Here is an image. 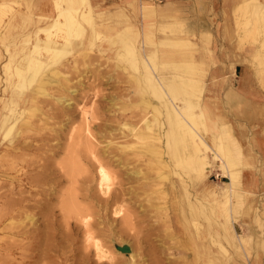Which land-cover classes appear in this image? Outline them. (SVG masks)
<instances>
[{
	"label": "rangeland",
	"instance_id": "1",
	"mask_svg": "<svg viewBox=\"0 0 264 264\" xmlns=\"http://www.w3.org/2000/svg\"><path fill=\"white\" fill-rule=\"evenodd\" d=\"M88 3L91 8L89 24H92L93 6L90 0ZM4 4L7 6L0 5L6 9L3 13L0 11V127L7 126L1 120L4 115L11 113L5 101L10 103L11 108L14 107V113L22 115H15L20 118L15 121V126L8 134L0 131V264H195L198 259L195 254L205 243L213 250L218 245L224 249L221 241L216 242L213 238L201 241L200 225L176 223L172 208L174 198L169 192L168 184L173 178L187 179L186 169L195 171L194 167L184 161L191 151L179 145L175 152L171 151L172 154L178 156L181 149L186 156H178L173 161L168 153V149H171L166 146L164 138H158L163 129L160 130L153 122V128H148L147 119L154 121V116L164 119L154 108V104L160 103V99L151 90L152 83L148 84L143 77L141 81V74L136 75L137 71L142 72V59L147 58L141 57L135 45L128 41L126 30L119 33L121 43L127 42L116 58L99 51L72 50L56 67V73L53 72L54 67L53 71L52 68L45 70L47 87L44 92L36 93L37 85L33 84L28 97L32 100L26 101L25 106L16 105L11 103L13 83L17 82V77L12 72L21 60V48L25 47L28 51L38 37L46 38L45 32L37 34L36 30L48 26L54 16L41 15L37 22L43 21L42 26L37 25L35 30L29 24L24 28L26 32H23L14 28L11 22L15 8L24 7V1L4 0ZM85 4L82 2L78 5L76 2L74 6L85 10ZM260 11L256 8L242 12L237 7V12L241 14H252L249 18L244 17V27H252L246 32L250 39L259 43L256 55L259 60L264 59V12L261 14ZM26 16L28 21L32 20V16ZM6 17L8 20L5 23ZM44 19L47 20L46 23ZM53 31L58 32L55 29ZM84 32L85 29L81 35L76 37L73 34L70 39L81 38ZM97 34L93 27L92 38H96ZM89 38L91 40V34ZM64 45L66 44H60V47ZM129 48L131 52L128 51ZM40 57L46 62L53 61L45 50H42ZM130 58H138L136 67L132 65ZM191 69L186 68L188 71ZM259 72L264 80V65ZM192 84L188 87L180 84L179 95L189 92L188 89L194 85ZM187 102L189 106L191 102ZM161 109L164 108L161 106ZM83 119L91 127L90 145L83 136L86 127ZM197 120L196 129L202 134V120ZM228 129L229 127H223L222 131L229 134L231 131ZM202 136L206 144L215 152L219 151L218 156L221 155L225 160L218 141L213 138L215 142L210 143L203 134ZM234 139L232 138L235 142L226 140V146L233 149L231 152L234 154L228 156L235 159L240 179L236 193L231 197L227 196V200L223 193V182H229V178L216 173V169L223 173L226 169L218 158L215 159L213 151L209 150L208 153V170H212L217 182L216 189L219 191L214 199L220 200L222 213L219 212V215L233 234V240L223 241L228 254L233 255L242 248L264 249L262 218H258L257 224L250 228L252 233H256L257 239L237 223L244 197L239 191L242 166ZM71 144L72 149H66ZM89 148L116 178L112 180L108 195L103 194L99 188V163L93 158ZM67 153L71 157L68 158ZM191 156H194V152ZM65 158L69 159L66 160L68 165L63 164L66 163ZM73 158L77 159L78 169L81 171L72 172L69 168V161ZM173 169L177 173L173 174ZM194 173L197 174L196 171ZM207 176L208 174L202 179ZM68 191L71 192L70 196L72 194L73 211H67L65 205V201L71 198H65L69 196ZM116 204L131 213L123 210L116 214ZM86 213L92 216L88 225L84 220ZM125 213L128 217H124ZM216 227L215 225L214 228ZM89 229L94 232L91 231L96 239L89 240ZM94 240H99L106 253H109H105L108 259L104 254L98 255ZM115 243L129 244L133 248V255L132 251H118ZM234 262L241 264L242 257L232 258L231 264Z\"/></svg>",
	"mask_w": 264,
	"mask_h": 264
},
{
	"label": "crops",
	"instance_id": "2",
	"mask_svg": "<svg viewBox=\"0 0 264 264\" xmlns=\"http://www.w3.org/2000/svg\"><path fill=\"white\" fill-rule=\"evenodd\" d=\"M23 1L24 7L15 8L11 22L20 31L26 32L24 28L29 24L36 30V25L42 26L43 21L37 22L41 15L53 17L56 13L54 0ZM90 2L93 6L92 24L84 22L83 36L74 40L79 42L88 39L87 45L84 49L73 52L93 50L116 58L124 49L119 33L126 30L128 41L135 45L142 57H155V74L178 83L188 78L186 80L194 84L189 88L188 94L177 95L176 102L184 107L188 106V100L192 101L189 106L194 114L204 112L205 128L201 126L202 134L210 143H213L214 135L222 132L223 127H229L236 139L242 166L239 191L244 199L237 223L257 239L256 233H252L250 228L257 224L258 218L264 221V80L259 72L264 59L256 57L259 43L250 39L246 32L252 27H244L245 18L252 14L237 12V7L244 0ZM2 4L4 0H0V5ZM26 15L32 16V20L25 21ZM7 20L6 17L4 22ZM93 27L98 32L94 39ZM166 52L173 55L172 60L166 61ZM1 55L0 52V58ZM187 67H191V71L186 70ZM141 70L136 75L141 74L145 79L148 75L152 76V72H147L144 64H141ZM151 90L153 91L152 88ZM155 95L160 103L152 104L159 114H163L164 119L154 116V121H151L160 126V130L163 129V133L160 132L158 136L161 135L166 143L168 125L165 119V98L156 93ZM168 153L173 157L171 150L168 149ZM178 156L186 155L180 149ZM216 171L229 178L227 174L219 172V169ZM207 174L206 179L200 177L193 181L191 178H173L168 184L169 192L174 198L173 216L178 217L176 223L200 225L201 241L213 238L216 242L221 241L224 247L221 249L218 245L213 250L203 242V248L197 250L198 259L195 264H231L234 257H242L241 264H264L262 248H242L235 255L228 254L223 239L229 242L233 240V234L219 215L222 210L220 211V200L214 199L219 191L216 189L217 182L212 170H208Z\"/></svg>",
	"mask_w": 264,
	"mask_h": 264
},
{
	"label": "bare ground",
	"instance_id": "3",
	"mask_svg": "<svg viewBox=\"0 0 264 264\" xmlns=\"http://www.w3.org/2000/svg\"><path fill=\"white\" fill-rule=\"evenodd\" d=\"M76 2L78 3V5H79V3L82 4V2L86 3L85 4L86 5L85 10H82V9L80 10V8H78L77 6H74V3H76ZM257 4H260V5L257 6ZM263 4H264V1H261V0H244V2L239 5V7L241 8L242 12H248L249 10H252V9L256 10V8H257V9H260L261 10L260 11V13H261L262 11L264 12V10H262V9H264L263 8ZM3 6L6 7L7 5L6 4H3ZM54 6H55V9H56V13H55V15L53 17V20L51 19L52 22H50V24L48 26H45L44 28L43 27H39L36 30V33L37 34L39 32H41V31L45 32L46 38L39 39L40 37H38V39L36 40V43L32 44V47H30L28 51L25 50V47L21 48V50H22L21 51V60L17 63V65L14 67L13 72H12L13 75L17 77V82H14L13 83V90H12L13 91L12 92V98L13 99H11V103H14L16 105L18 104V105L25 106L26 101H31L32 99H30L28 97H30L29 96V90L31 89L30 87L33 84L37 85V91H36V93H38V92H41V93L44 92L45 91V87H47V86H45L47 84L46 83L47 80H46V77L44 75L45 70L46 69L50 70L52 68V71H53V67H54V71L53 72L56 73L57 72L55 70V69H57L56 67L59 64L62 63L63 58L67 54H69L72 50H78V51L79 50H82L87 45L86 42L88 40H81L79 42H74V40H71L70 39V36H72L73 34H76L75 36L78 37L79 35H81V33H83V31L85 29L84 22H88V23L91 22V18H90V16H91L90 15L91 8H90V4L88 3V0H54ZM5 10L6 9H4V7L2 8V6H0V11L2 13L5 12ZM261 14L258 15V16H261ZM38 20H40V19H38ZM25 21H28V16L25 17ZM53 29H55L58 32H54ZM58 33H60V34H58ZM122 38H124V37H122ZM25 41L28 42V39H26ZM126 42H127V40L125 42L123 41V43H124L123 45H126ZM60 44H66V45L60 47ZM263 44H264V41H263ZM42 50H45L47 53H49V55L52 57V60H53L52 62H50V61L49 62H46V60H44L42 57H40V55L42 54ZM128 51L131 52L130 48L128 49ZM133 52H134V54H136L135 51H133ZM172 58H173V55H171V53H169V52H166L165 53V59H166V61L172 60ZM130 59H131L130 61H131L132 65L134 67H136L137 59L138 58H130ZM149 59L147 58V60L146 59H142V60H143V62L145 64L146 71L147 70H148L147 72H150L151 71L152 72L151 73L152 76L150 77L148 75V77L146 79L144 78V80L145 81L147 80L148 84H150V85L152 83V85L150 87L153 89V91L156 94H159L160 96H163L165 98V101H164L165 107H166V109H165V119H166V123L168 125L167 131H166V141H167L166 142L167 143L166 145L169 146V148L171 149L172 152H175L177 150V148H178L179 145H181V148H184L185 147L186 149H188L189 151H191V154L194 152V156H191V154H190V156L187 157L186 160H184L185 163H187V165H191L190 167H194V170L197 172V174H196V173H194L195 171L194 172L193 171L191 172L190 168H189V170L186 169V171L188 172L187 173L188 178H191V180H193V181L199 179V177L203 178V177H205L207 175V170L210 168L208 153H209V150L213 151V154L215 156V159L218 158L221 161L222 167L226 169V172L225 173L229 176V182H223V186H224L223 193L226 195V200H227V196L231 197V195H233L234 193H236L237 187H238V184H239V179H240L239 178V176H240V170H239V167L237 166V163L234 162L235 159L233 160V158H231L230 156H228L230 154H234L233 152H231V150H233V149H230L229 147L226 146V140L232 142L233 141L232 138L234 139L233 135L231 133L226 134V132L224 130L221 133L216 134V135L213 136V138L215 140H217L218 143L221 146L219 149L221 150V153L225 157V160H223V158H221V155L218 156L219 155V153H218L219 151L218 152H215L209 145H207L206 142L203 139L202 134L199 131H197V129H196V127H198V120H197V118H199L200 120H202L201 123H202L203 126H205L204 116H203L204 112H200V115L194 114L191 111V109H190V106L191 105L190 106L180 107V106H178V104L176 102L177 101L176 100V96L179 95V93L181 91L180 84L183 85V86H185V87H188L190 84H192L191 81L190 80H186V79H188V78H186L184 80H181L178 83V81H175V80L169 81V80H166L165 78H163L161 76H158L157 74H155V70H156V68H155V65H156L155 64V57L154 56L153 57L150 56ZM41 70H42V72L40 73ZM145 76H146V74H145ZM49 79H50V77H49ZM139 79L141 80V76H139ZM139 90H140V88H139ZM146 92H148V91H146ZM186 94H188V91H186ZM148 96H150V95H148ZM34 98L35 97H33V99ZM6 102L7 101H5V104H6V106H9L8 108H9V110H10L11 113L10 114H6V115L3 116L1 122H2L3 125L7 124V126L5 128L0 127V131L3 130V132H5V134H8L10 132V130H12L13 127L15 126V124H16L15 121L18 118H20V117H17L15 115L16 114L22 115V113H14L15 112L13 110L14 107L11 108L10 103H6ZM193 106H196V105H193ZM88 116H87V118H88ZM84 121H85L84 122V125L86 127L84 129L85 134L83 136L85 137V139H87V142L90 145V142L92 143L91 138H90V136L92 135L91 127L89 126V124L88 125L85 124L88 121L87 122H86V120H84ZM146 124H147L148 128H150V129L153 128L152 127L153 126L152 121L146 120ZM94 128H95V126H94ZM133 130H135V128H133ZM228 131H229V129H228ZM73 132H75V131H73ZM79 136H82L81 133H79ZM159 137H161V135H159L158 138ZM71 140H72V138H71ZM73 142H76V141H73ZM213 142H215V141H213ZM233 142H235V141H233ZM74 145H75V148H76V144H74ZM84 145H86V144H84ZM69 146H67V147H69ZM72 146L73 145L71 144L70 148H66V149H72L71 148ZM77 148H78V143H77ZM87 148H88V146H87ZM89 150H90L93 158H95L96 162L99 163L98 164L99 188H100V190L102 191L103 194H107L108 195V193L111 192L110 190H111L112 180L114 179V174L110 170H108V168L105 165V163H103L102 161H100L98 159V157L95 155V152L91 148H89ZM82 151L84 152V149ZM72 152L73 151L71 150L70 153H72ZM159 152H161V151H159ZM87 153H89V152H87ZM70 155L68 154L67 157L69 158ZM72 155H74V153ZM75 156L76 155H74V158H75ZM74 158H73V160L69 161V168L71 169L72 172H75L76 170L81 171L80 169H78L79 168L78 167V164L79 163L76 162L77 159H74ZM172 158H173V161H176L178 159V156H176L175 154H173V157ZM66 160L68 161L69 159H66L65 158V161ZM67 161H66V163H63V164H67ZM160 161L162 163V159H160ZM85 170H87V169H85ZM183 171H185V170H183ZM137 173H135V174H137ZM174 173H177V172H175L174 169H173V174ZM114 180H116V178ZM205 186H206V184H205ZM72 190H70V191H72ZM74 191L76 192V190H74ZM181 192H183V191H181ZM70 193L71 192L68 191V195ZM202 194H203V192H202ZM71 196H72V194H71ZM71 196L69 195V196H67L65 198H68V197H71ZM72 201H73L72 200V197L65 201V205H66L67 211H69L68 209H71V211H73L72 210L73 209L72 206L74 205V203ZM108 201L109 200H107V202ZM116 205H118V206H116V208H115V213L116 214H120L121 212H123V210H124L123 209V206L122 207L121 206L119 207V204H116ZM81 209H82V207H81ZM194 210H196V209H194ZM124 211L127 212L126 210H124ZM127 213H131V212H127ZM67 214H68V212H67ZM127 215L128 214H126L124 217H128ZM129 215H131V214H129ZM203 216H205V215H203ZM91 217L92 216L90 214L86 213V215L84 217V220L86 221V225H88L90 223L89 221H90V218ZM176 219H178V218H175V220ZM127 221H130V220H127ZM203 221H205V219ZM87 228L88 227H86V229ZM173 228H176V226L173 227ZM184 228H186V227H184ZM91 231L92 230H90V229L88 230V232H89L88 233L89 234L88 236H90V239L89 240H91V238L92 239H96L92 235V232L93 231L92 232ZM87 239H88V237H87ZM94 242H95V246H96L95 248L97 250L98 255H101V256L103 254L105 255V253L107 251L105 249H103V247L99 243V240L98 241L97 240H94ZM106 254L109 255V253H106ZM131 255H133V248H132V254ZM101 256H99V258H101ZM105 257H106V255H105ZM108 257H110V256H108ZM106 258H104V259H106ZM101 259H103V257Z\"/></svg>",
	"mask_w": 264,
	"mask_h": 264
},
{
	"label": "water",
	"instance_id": "4",
	"mask_svg": "<svg viewBox=\"0 0 264 264\" xmlns=\"http://www.w3.org/2000/svg\"><path fill=\"white\" fill-rule=\"evenodd\" d=\"M115 247L118 251L123 252V253H130L132 251L131 246L127 243H124L122 245L115 243Z\"/></svg>",
	"mask_w": 264,
	"mask_h": 264
}]
</instances>
